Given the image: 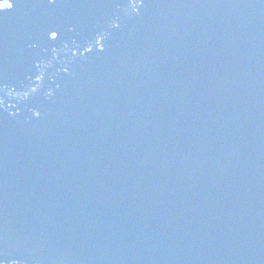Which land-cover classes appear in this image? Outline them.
<instances>
[{"label":"water","instance_id":"water-1","mask_svg":"<svg viewBox=\"0 0 264 264\" xmlns=\"http://www.w3.org/2000/svg\"><path fill=\"white\" fill-rule=\"evenodd\" d=\"M8 2L0 264H264V0Z\"/></svg>","mask_w":264,"mask_h":264},{"label":"snow or ice","instance_id":"snow-or-ice-1","mask_svg":"<svg viewBox=\"0 0 264 264\" xmlns=\"http://www.w3.org/2000/svg\"><path fill=\"white\" fill-rule=\"evenodd\" d=\"M0 7L11 8V7H13V5L11 3H9L8 0H4V3L2 5H0ZM53 36H55V33H53Z\"/></svg>","mask_w":264,"mask_h":264}]
</instances>
